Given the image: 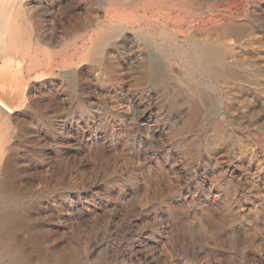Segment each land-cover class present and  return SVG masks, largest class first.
Masks as SVG:
<instances>
[{
  "label": "rangeland",
  "instance_id": "374dc122",
  "mask_svg": "<svg viewBox=\"0 0 264 264\" xmlns=\"http://www.w3.org/2000/svg\"><path fill=\"white\" fill-rule=\"evenodd\" d=\"M24 4L19 47L0 43V67L25 83V102L2 133L4 188L16 192L2 205L19 224L7 239L22 250L0 258L264 264V93L256 78L264 76V0ZM231 26L244 29L240 40L225 32ZM193 39L257 73L212 83L191 69Z\"/></svg>",
  "mask_w": 264,
  "mask_h": 264
},
{
  "label": "bare ground",
  "instance_id": "6f19581e",
  "mask_svg": "<svg viewBox=\"0 0 264 264\" xmlns=\"http://www.w3.org/2000/svg\"><path fill=\"white\" fill-rule=\"evenodd\" d=\"M117 1V0H116ZM227 1V0H226ZM27 2V1H26ZM104 2V1H103ZM119 2V1H118ZM37 3V2H36ZM40 3V2H39ZM106 3H108V1L106 2ZM116 3V2H115ZM26 4V3H25ZM25 4H24V0H1L0 1V43L1 44H3L4 43V45H6V43H8V44H10V48L9 49H11V46L12 45H14L15 44V46L16 45H18V43L17 42H19V40H22V39H20V38H22V37H20V34H21V28L19 29V26L21 25V27L24 25L23 23H25L26 22V19H28V14L25 12V10L27 11V9H25L24 8V6H25ZM110 4V3H109ZM128 4H130L129 2H128ZM229 4V3H228ZM36 5V4H35ZM35 5L33 4L32 6H34L35 7ZM42 5V4H41ZM43 5H44V2H43ZM108 7H109V5L108 4H106ZM230 5V4H229ZM38 6V5H37ZM36 6V7H37ZM44 6H46V5H44ZM33 7V8H34ZM36 7H35V9H36ZM129 7V6H128ZM32 8V7H31ZM50 8V7H49ZM55 8V7H54ZM110 8H112V7H110ZM122 8V7H121ZM123 8H125L124 6H123ZM29 9V8H28ZM106 10H108V8L106 9ZM110 10H115V8H112V9H110ZM110 10H108L109 12H111ZM50 11V10H49ZM107 11V12H108ZM128 11V10H127ZM130 11V10H129ZM31 12V11H30ZM45 13V12H44ZM77 13V12H76ZM81 13V12H80ZM118 13V12H117ZM116 13V14H117ZM124 13V12H123ZM214 13V12H213ZM56 14H57V12H56ZM129 14V13H128ZM127 14V15H128ZM55 15V14H54ZM82 15V14H81ZM125 15V14H124ZM123 15V16H124ZM83 16V15H82ZM81 16V17H82ZM109 16V15H108ZM110 17V16H109ZM111 17H112V15H111ZM129 17V16H128ZM128 17H127V19H128ZM31 18V17H30ZM75 18V17H74ZM80 18V17H79ZM97 18V17H96ZM114 18H116V16L114 17ZM76 19V18H75ZM113 19V18H112ZM111 19V20H112ZM118 19H119V17H118ZM122 19V18H121ZM120 19V20H121ZM124 19V18H123ZM96 20V19H95ZM99 21V20H98ZM106 21V20H105ZM110 21V20H109ZM30 22V21H29ZM93 22V21H92ZM96 22V21H95ZM94 22V23H95ZM102 22V21H101ZM213 22H214V19H213ZM78 23V22H77ZM81 23V22H80ZM91 23V22H90ZM108 23V22H107ZM115 23V22H114ZM118 23V22H117ZM26 24V23H25ZM29 24H31V23H29ZM73 24V23H72ZM75 24V23H74ZM92 24V23H91ZM97 25V24H96ZM120 26H121V23L119 24ZM123 25V24H122ZM154 25V24H153ZM226 25V24H225ZM33 26H34V24H33ZM67 26V25H66ZM73 26V25H72ZM125 26V25H124ZM39 27V26H38ZM87 27V26H86ZM165 27V26H164ZM222 27H224V26H222ZM226 27V26H225ZM241 27V26H240ZM240 27H237V26H231V27H227L226 29H225V32L226 33H231V35L232 34H234V35H237L238 36V38H239V40H240V35L241 34H244V32H243V30H242V28H240ZM244 27V26H243ZM27 28H28V26H26L25 27V25H24V32L23 33H25L26 31H27ZM71 28V27H70ZM77 28V27H76ZM98 28V27H97ZM105 28H107V27H105ZM109 28V27H108ZM116 28V27H115ZM38 29V28H37ZM69 29V28H68ZM78 29V28H77ZM99 29H101V28H99ZM99 29H98V31L96 30L95 32L97 33V32H99ZM102 29H104V27L102 28ZM111 29V28H110ZM26 30V31H25ZM29 30V29H28ZM33 30V29H32ZM70 30H72V29H70ZM91 31L93 30V29H90ZM106 30V29H105ZM114 30V29H113ZM118 30V29H117ZM108 31V30H107ZM112 31V30H111ZM121 31V30H120ZM128 31V30H127ZM166 31H168L167 29L165 30V32ZM222 31V30H221ZM220 31V32H221ZM106 32V31H105ZM169 32V31H168ZM219 32V31H218ZM69 33H71V32H69ZM75 33V32H74ZM78 33L80 34V32L78 31ZM84 33H86L85 31H84ZM104 33V32H103ZM108 32H106V34H107ZM171 33V32H170ZM222 33V32H221ZM35 34V33H34ZM77 34V33H76ZM95 33H93V35H94ZM102 34V33H101ZM172 34V33H171ZM225 33H224V31H223V35H224ZM22 35H24V34H22ZM21 35V36H22ZM36 35H38V33L36 34ZM54 35H56V34H54ZM84 35V34H83ZM104 35V34H103ZM164 35V34H163ZM162 34H161V36H163ZM170 35V34H169ZM176 35V34H175ZM248 34H246V36H247ZM31 36V35H30ZM39 36V35H38ZM67 36V35H66ZM78 36V35H77ZM85 36V35H84ZM165 36V35H164ZM177 36V35H176ZM175 36V37H176ZM29 37V36H28ZM37 37V36H36ZM42 37V36H41ZM54 37V36H53ZM60 37V36H59ZM93 37V36H92ZM96 37H97V35H96ZM35 38V37H34ZM66 38V37H65ZM68 38V37H67ZM67 38H66V40H67ZM75 38V37H74ZM84 38V37H83ZM95 38V37H94ZM105 38V37H104ZM161 38V37H160ZM170 38V37H169ZM237 38V39H238ZM244 38V37H243ZM250 38V37H249ZM81 39H82V37H81ZM103 39V38H102ZM157 39V38H156ZM155 39V40H156ZM165 39V38H164ZM167 39V38H166ZM165 39V40H166ZM170 39H173L172 37L170 38ZM191 39H192V37H191ZM194 39H196V38H194ZM192 40L191 42H190V45L189 46H191L192 48H193V55H192V57L191 58H193L194 59V61L195 62H192L191 64V67L189 66V68H191V69H195L196 70V72H198V73H200L202 76H204V77H206V78H208V80L210 79V80H212V83H213V81H217V80H221V81H228V82H240V81H245L246 80V78H249V77H251L253 74H256L255 72H253V71H251V68L250 67H248L247 65L249 64L247 61H244V60H242V59H235L233 62L230 60L231 58H230V56H231V54H229L228 52H225V51H223L222 49H220V48H218V47H216V46H211V45H208L207 43L205 44L203 41V43L202 42H200V41H197V40ZM246 39V38H245ZM30 40V39H29ZM42 40V39H41ZM65 40V41H66ZM70 40V39H69ZM71 40H73V39H71ZM160 40V39H159ZM169 40V39H168ZM167 40V41H168ZM174 40V39H173ZM172 40V41H173ZM199 40V39H198ZM35 41H36V39H35ZM38 41H40V40H38ZM63 41V40H62ZM81 41H83V40H81ZM80 41V46L79 47H82L84 44H85V40L83 41V42H81ZM92 41V40H91ZM103 41V40H102ZM157 41V40H156ZM155 41V42H156ZM161 41V40H160ZM187 41V40H186ZM246 41V40H245ZM28 42H30V41H28ZM247 42V41H246ZM248 42H250V41H248ZM24 43H26V42H24ZM35 43H37V41L35 42ZM77 43V44H78ZM98 43V42H97ZM163 43V42H162ZM169 44H171L170 42H168ZM7 44V45H8ZM12 44V45H11ZM29 44H31V43H29ZM28 44V45H29ZM33 44V43H32ZM70 43H68V45H69ZM174 44V43H173ZM189 44V43H188ZM6 45V46H7ZM26 45H27V43H26ZM63 45V44H62ZM74 45H75V43H74ZM87 45V44H86ZM95 45H97L96 43L94 44V46ZM214 45V44H213ZM231 45V44H230ZM229 45V46H230ZM6 46H4V47H6ZM31 46V45H30ZM29 46V47H30ZM34 46V45H33ZM73 46V45H72ZM173 46V45H172ZM188 46V47H189ZM221 46V45H220ZM18 47H19V45H18ZM59 47V46H58ZM68 47V46H67ZM184 47V46H183ZM223 47V46H222ZM227 47V46H226ZM233 47V46H232ZM231 47V48H232ZM1 48H2V45H1ZM13 48V47H12ZM17 48V47H16ZM31 48V47H30ZM75 48V47H74ZM177 48H178V46H177ZM191 48V49H192ZM230 48V49H231ZM234 48V47H233ZM13 49H15V48H13ZM13 49H11V50H13ZM28 49V48H27ZM68 49H69V47H68ZM179 49V48H178ZM180 49H182V48H180ZM184 49H185V47H184ZM228 49V48H227ZM22 50H24L23 48H22ZM29 50V49H28ZM44 50V49H43ZM60 50V49H59ZM75 50V49H74ZM87 50V49H86ZM232 50V49H231ZM6 51V50H5ZM15 51H17V50H15ZM20 51V50H19ZM38 51H40V50H38ZM37 51V52H38ZM79 51V50H78ZM184 51V50H183ZM192 51V50H191ZM2 52V51H1ZM29 52V51H28ZM84 52H85V50H84ZM185 52H186V50H185ZM5 53H7V52H5ZM23 53H25L24 51H23ZM74 53V52H73ZM76 53H77V51H76ZM14 54V53H13ZM46 54H48V53H46ZM52 54V53H51ZM80 54V53H79ZM84 54V53H83ZM185 54V53H184ZM233 54H234V52H233ZM0 55H1V53H0ZM3 55V54H2ZM30 55H31V53H30ZM82 55V54H81ZM188 55V54H187ZM190 55V54H189ZM24 56H25V54H24ZM24 56L23 57H21V58H24ZM45 56V55H44ZM44 56H43V58L42 59H44ZM56 56H58V55H56ZM191 56V55H190ZM33 57H35L34 55H33ZM41 57V56H40ZM46 57V56H45ZM78 57V56H77ZM186 57V56H185ZM184 57V58H185ZM232 57V56H231ZM235 56L233 55V58H234ZM238 57V56H237ZM1 58V57H0ZM4 58V57H3ZM73 58V57H72ZM75 58V57H74ZM187 58V57H186ZM40 59V58H39ZM192 59V60H193ZM14 60V59H13ZM23 60V59H22ZM50 60V59H49ZM52 60V59H51ZM57 60V59H56ZM59 60V59H58ZM185 60V59H184ZM188 60V59H187ZM9 61V60H8ZM34 61H36V60H34ZM47 61V60H46ZM54 61H55V59H54ZM67 61H68V59H67ZM73 61V60H72ZM189 61H190V59H189ZM29 62V61H28ZM28 62H27V64H28ZM71 62V61H70ZM69 62V63H70ZM2 63V62H1ZM32 63V62H31ZM30 63V64H31ZM47 63V62H46ZM53 63H55V62H53ZM58 63V62H57ZM60 63V62H59ZM73 63V62H72ZM185 63V62H184ZM187 63V62H186ZM190 63V62H189ZM248 63V64H247ZM14 64V63H13ZM39 64V63H38ZM51 64H52V62H51ZM188 64V63H187ZM262 63H260V65H261ZM264 64V63H263ZM26 65V64H25ZM65 65H66V62H65ZM64 65V66H65ZM79 65H80V63H79ZM252 65V64H251ZM2 66H4V65H2ZM27 66V65H26ZM30 66V65H29ZM43 66V65H42ZM52 66V65H51ZM55 66V65H54ZM56 66H57V64H56ZM63 66V67H64ZM159 66H161V65H159ZM259 66V65H258ZM22 67H23V65H22ZM25 67V66H24ZM28 67V66H27ZM49 67V66H48ZM253 67V66H252ZM14 68V67H13ZM33 68H34V66H33ZM57 68V67H56ZM80 68V67H79ZM26 69V68H25ZM54 69H55V67H54ZM190 69V70H191ZM254 69H255V67H254ZM51 70H52V67H51ZM159 70V69H158ZM188 70V69H187ZM252 70H253V68H252ZM59 71V70H58ZM255 71V70H254ZM258 71V70H257ZM33 72V71H32ZM37 72V71H36ZM61 72V71H60ZM59 72V73H60ZM188 72V71H187ZM260 72V71H259ZM23 73V72H22ZM40 73H42V72H40ZM57 73V72H56ZM58 73V74H59ZM62 73H63V71H62ZM65 73V72H64ZM193 73V72H192ZM26 74V73H25ZM28 74V73H27ZM44 74V73H43ZM190 74H191V72H190ZM260 74H261V76H260ZM24 75V74H23ZM33 75V74H32ZM38 75V74H37ZM64 74H62V76H63ZM66 75V74H65ZM27 76V75H26ZM192 76V75H191ZM200 76V75H199ZM24 77V76H23ZM29 77V76H28ZM40 77V76H39ZM38 77V78H39ZM37 78V77H36ZM256 78H257V82H258V84H259V87H260V89H261V92L262 93H264V76H263V73H258V75L256 76ZM192 79V78H191ZM195 79V78H194ZM29 80V79H28ZM32 80V79H31ZM200 80V79H199ZM206 80V79H205ZM209 80V81H210ZM252 80H254V79H252ZM34 81V80H33ZM191 81V80H190ZM202 81V80H201ZM221 81H220V83H221ZM30 82V81H29ZM192 82V81H191ZM248 82V81H247ZM28 83V82H27ZM32 84V83H31ZM191 84V83H190ZM193 84V83H192ZM195 84H196V82H195ZM199 84V83H198ZM248 84V83H247ZM246 84V85H247ZM217 85V84H216ZM240 85H241V83H240ZM243 85V84H242ZM257 85V84H256ZM215 86V85H214ZM30 87H31V85H30ZM208 87V86H207ZM215 87H217V86H215ZM237 87V86H236ZM242 87V86H241ZM246 87H248V86H246ZM28 88V87H27ZM33 88V87H32ZM211 88V87H210ZM193 89H194V92H195V94H197L198 96V98H199V100H203V96H202V92L203 91H201L200 89H202V87L199 89L198 87H194L193 86ZM208 90H209V88H207ZM241 89V88H240ZM247 89V88H246ZM203 90V89H202ZM210 90H213V89H210ZM243 90V89H242ZM207 91V90H206ZM260 92V93H261ZM206 93V92H205ZM208 93H209V91H208ZM211 94V93H210ZM209 94V95H210ZM27 95V94H26ZM30 95V94H29ZM264 95V94H263ZM207 97V96H206ZM28 98V97H27ZM209 100V99H208ZM24 102H25V83H24V81H23V79H22V76H21V74H20V72L19 71H12V69L10 68V66H7V67H0V257L1 256H3V255H5V254H8V253H10V252H18V250L20 249V250H22L21 249V246H22V244H21V242H19L18 241V239H17V241L19 242V243H13L12 242V240H10V239H7V238H12V235H13V232H14V235H15V230H16V228L18 227V225L19 224H17L16 222V224L14 223V222H12L11 224H10V222L9 221H11L10 220V214H6V212H7V208H5L4 207V205H2V203L7 199V198H9L10 197V194H11V196H12V193L13 192H15V190L13 191V189H12V193H9L8 192V190L6 191L5 190V188H4V182H5V179H7L6 178V168H7V164L9 163V161H10V157L9 156H7V154H6V146H5V142H2V140H3V136H2V133H3V130H4V127L5 126H7V124L9 123L8 121H9V119L13 116V114L20 108V107H22V105L24 104ZM264 102V101H263ZM32 107V106H31ZM25 108H27V107H25ZM23 109V108H22ZM28 109V108H27ZM26 109V110H27ZM32 109V108H31ZM211 115V114H210ZM17 116V115H16ZM21 116V115H20ZM21 118V117H20ZM17 119V118H16ZM10 125V124H9ZM9 128V127H8ZM6 130H7V128H6ZM11 132V131H10ZM9 132V133H10ZM13 135V134H12ZM21 135V134H20ZM11 136V135H10ZM9 136V137H10ZM17 137V136H16ZM9 139V138H8ZM15 139V138H14ZM16 139H18V137L16 138ZM16 148H17V146H16ZM13 150V149H12ZM11 151V150H10ZM21 154V153H20ZM18 160V159H17ZM19 160H21V159H19ZM12 176V175H11ZM16 176V175H15ZM10 178H12V177H10ZM15 178V177H14ZM25 180V179H24ZM13 181H14V179H13ZM26 181V180H25ZM18 182H20L19 180H18ZM23 182V181H22ZM22 182H20V183H22ZM8 183V182H7ZM6 183V184H7ZM9 185V184H8ZM15 185V184H14ZM32 185V184H31ZM21 186V185H20ZM27 186H29V184L27 185ZM8 187V189H9V186H7ZM25 188H27L26 186H24ZM23 187V188H24ZM10 188H12V187H10ZM31 188V187H30ZM19 190V189H18ZM22 190V189H21ZM24 192V191H23ZM22 191H21V193H23ZM27 192V191H26ZM16 193V192H15ZM28 193V192H27ZM44 195V194H43ZM46 195V194H45ZM15 196V195H14ZM21 196V195H20ZM37 196V195H36ZM13 197V196H12ZM16 197V196H15ZM18 197V196H17ZM30 197V196H29ZM42 197V196H41ZM50 197V196H49ZM14 198V197H13ZM13 198L11 199V200H13ZM23 198V197H22ZM36 198V197H35ZM51 198V197H50ZM17 200V199H16ZM33 200V199H32ZM35 200V199H34ZM33 200V201H34ZM37 200V199H36ZM45 200V199H44ZM50 200V199H49ZM31 201V200H30ZM29 201V202H30ZM51 201V200H50ZM23 202V201H22ZM28 202V204H30ZM11 204H12V201L10 202ZM32 203V202H31ZM51 203V202H50ZM5 204H6V202H5ZM25 204V203H24ZM7 205H9V203L7 204ZM6 205V206H7ZM29 206V205H28ZM42 206V205H41ZM12 207V206H11ZM11 207H9V208H11ZM23 207V206H22ZM49 207V206H48ZM35 208V207H34ZM12 210V209H11ZM14 210V209H13ZM47 210V209H46ZM5 213H4V212ZM22 211V210H21ZM32 211H33V209H32ZM13 212V211H12ZM28 212H29V210H28ZM9 213V212H8ZM18 213V212H17ZM16 213V214H17ZM16 214H15V217H16ZM31 215H32V213H30ZM33 214H34V212H33ZM18 215V214H17ZM20 215V214H19ZM25 215V214H24ZM26 216V215H25ZM36 216V215H35ZM14 217V216H13ZM28 218V217H27ZM14 219V218H13ZM18 219L21 221V220H23V216H19L18 217ZM18 219H15L16 221H18ZM25 220V219H24ZM23 222V221H22ZM8 223V224H7ZM21 225L23 224L24 225V223H20ZM25 224H28V223H25ZM28 227V226H27ZM20 228V227H19ZM18 229V228H17ZM29 229V228H28ZM23 230V229H22ZM21 230V231H22ZM20 230H19V232H21ZM25 231H27L26 229H25ZM23 232V231H22ZM16 234H17V232H16ZM24 234H25V232H24ZM17 236V235H16ZM15 236V237H16ZM31 238V237H30ZM20 239H22V238H20ZM254 239V238H253ZM14 240V239H13ZM25 240H27L26 238H25ZM16 242V241H15ZM24 242V241H23ZM25 243V242H24ZM28 243V242H27ZM33 244V243H32ZM30 246V245H29ZM23 248V247H22ZM26 248V247H25ZM24 250V249H23ZM21 253V252H20ZM22 253H24V252H22ZM14 254V253H13ZM12 255V254H11ZM14 255H16V254H14ZM35 255V254H34ZM22 255H20V257H21ZM40 257H41V259H42V256H41V254L39 255ZM39 256H38V258H39ZM9 258V257H8ZM44 259V258H43ZM43 259H42V261H41V263L43 262L44 263V261H43ZM36 261V260H35ZM25 262V261H24ZM34 262V261H33ZM0 264H22V260L21 259H19L18 257H15V256H13V257H11V259L9 258L8 260H3L2 258H0ZM24 264V263H23ZM26 264V263H25Z\"/></svg>",
  "mask_w": 264,
  "mask_h": 264
}]
</instances>
